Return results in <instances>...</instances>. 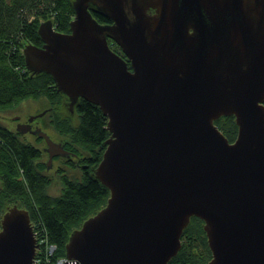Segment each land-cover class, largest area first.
Returning <instances> with one entry per match:
<instances>
[{
	"label": "water",
	"instance_id": "95a60500",
	"mask_svg": "<svg viewBox=\"0 0 264 264\" xmlns=\"http://www.w3.org/2000/svg\"><path fill=\"white\" fill-rule=\"evenodd\" d=\"M91 3L113 22L97 19ZM72 4L70 31L43 20L42 46L23 47L27 69L50 73L71 109L82 97L108 117L94 172L111 193L72 231L66 256L76 259L66 264H168L192 216L203 219L213 255L203 264H264V0ZM56 104L77 124L69 105ZM49 106L30 98L5 114L37 117ZM223 115L235 116L234 141L214 123ZM32 131L47 141V169L55 155H77ZM29 214L14 204L1 216L0 264H35Z\"/></svg>",
	"mask_w": 264,
	"mask_h": 264
},
{
	"label": "trees",
	"instance_id": "16d2710c",
	"mask_svg": "<svg viewBox=\"0 0 264 264\" xmlns=\"http://www.w3.org/2000/svg\"><path fill=\"white\" fill-rule=\"evenodd\" d=\"M73 1L0 0V114L24 99L44 97L53 106L49 113H57L51 126L60 136L72 137L92 163L79 177L69 172L73 170L70 166L57 169L58 173L51 175L41 146L23 138L0 120V226L1 216L12 205L28 209L32 222L41 220L49 240L57 244L56 256L66 255L65 244L72 231L105 206L111 193L94 172L106 148L103 143L110 136L108 117L99 105L82 97L75 107L77 124L68 116H59L62 111L56 103L62 101L64 93L56 88L53 76L47 72L33 73L25 64L23 47L29 42L42 46L38 32L41 21L52 19L57 30H71L69 24L75 16ZM97 19L108 21L101 14ZM214 123L230 141L235 140L238 125L234 115H223ZM55 176L61 184L58 194L50 192ZM203 222L198 216H192L182 234V247L168 264H203L211 258Z\"/></svg>",
	"mask_w": 264,
	"mask_h": 264
},
{
	"label": "flooded vegetation",
	"instance_id": "af4514ba",
	"mask_svg": "<svg viewBox=\"0 0 264 264\" xmlns=\"http://www.w3.org/2000/svg\"><path fill=\"white\" fill-rule=\"evenodd\" d=\"M90 9L92 10V13L95 15L96 18L98 17V15L101 14L100 11L98 10V8L96 7V5L93 4V3H91ZM147 11L150 14H154L155 13V9L154 8H151V9H149ZM111 22H113V20L108 17V21H104L103 23H111ZM108 39H109V43L108 44H110L111 48L114 51H116L117 54H120L121 56L126 58L128 61H130L128 59V57L126 56V54H124L123 50H122L123 53H121L117 49V47L115 45V43H117V42L114 41V39L111 38V37H109ZM62 103L63 104L65 103V104L69 105V109H71V106L69 104V98H68V96L66 94H64V96L62 98ZM76 104H75V107H76ZM52 107L51 106L46 107L45 109H43V110H47L46 113H44L43 115L37 116V117H35V115L38 114V113H35V112L34 113H25V112H23L22 114L21 113H17V114L12 115L11 117L10 116L7 117L8 115H6L4 113V114H0V120H1L2 123L4 122L6 127H8L11 130L15 129L16 132H18L20 135H22L23 138H25V139H30V138L27 137L28 135L33 136V138H34L33 142L35 144L41 146L43 152L45 153V156H47L48 158H49V152H47L48 151L47 150V145H48L47 141L44 138H42L41 136H39L36 132L34 133L32 131V130H34L37 127H41L43 130L47 131V133L51 136V138L53 140L63 143V145L65 146V148H67V150L75 151L77 153V155H74L72 153L66 154V155H55L54 156V160L52 162L57 161V162H59V165L53 163V166H51V168L47 169V167H46L47 170H52L53 169V172L56 174V173H58L57 169H62L64 166L68 167V166H72V165H75V168L78 167L82 171L90 169V167L92 166V163H90V161H88L90 156L86 155V153L84 151L79 150L80 148L76 145L77 143H76L75 140H73L72 137L70 139L68 137H63V136H59V135L56 134L57 138H55L48 131L47 123L48 124H53V121L51 120L49 122H46L45 116L49 114V112L51 111L50 109H52ZM75 107L72 106L73 110L72 109L71 110L73 112H75ZM15 117H17V118H15ZM30 118H33V119H30ZM18 124H21L22 127H24V128L26 127L28 130H26L25 132H20L17 129ZM103 144L106 146L105 143H103ZM98 164H99V161H98ZM203 224H204V222H203ZM212 256L213 255H211V258H212Z\"/></svg>",
	"mask_w": 264,
	"mask_h": 264
},
{
	"label": "built area",
	"instance_id": "2783aa9c",
	"mask_svg": "<svg viewBox=\"0 0 264 264\" xmlns=\"http://www.w3.org/2000/svg\"><path fill=\"white\" fill-rule=\"evenodd\" d=\"M32 226L38 247L36 248V255L34 256L35 264H66L65 260L76 259L70 258L66 255L55 256L58 246H56V243L49 240L46 233V227L40 225L39 222H33Z\"/></svg>",
	"mask_w": 264,
	"mask_h": 264
},
{
	"label": "rangeland",
	"instance_id": "374dc122",
	"mask_svg": "<svg viewBox=\"0 0 264 264\" xmlns=\"http://www.w3.org/2000/svg\"><path fill=\"white\" fill-rule=\"evenodd\" d=\"M46 20V19H45ZM52 20V19H51ZM26 69H27V66H26ZM33 99V98H32ZM24 100H26V99H24ZM34 100H38V99H34ZM46 99H44V97H43V102L44 103H46ZM50 101H55V100H50ZM23 103V101L22 102H20L19 104H17V105H15L12 109H10V110H8V111H6V112H9V113H11L13 110H15V109H17L21 104ZM30 140V139H29ZM47 156H45V154H44V158H46ZM53 163H55V164H58L59 165V162H57V161H54ZM53 163H52V166H53ZM64 167H66V166H64ZM71 167V169H73V170H69V172L70 173H72L73 175H75V176H81V172H82V170L80 169V168H78V167H76L75 168V165H72V166H70ZM53 174H55L54 172H53ZM53 174H51V175H53ZM59 181H58V177L57 176H55V179H54V182H53V184H54V186H52L51 187V189H50V192L51 193H53V194H58L59 192H60V188H61V184L60 183H58ZM33 222L35 223V222H39V224L40 225H42V221L41 220H39L38 218L36 219V220H33ZM32 222V223H33ZM46 233H47V231H46ZM37 247V246H36ZM38 248V247H37ZM58 250V249H57ZM56 256V255H55Z\"/></svg>",
	"mask_w": 264,
	"mask_h": 264
}]
</instances>
